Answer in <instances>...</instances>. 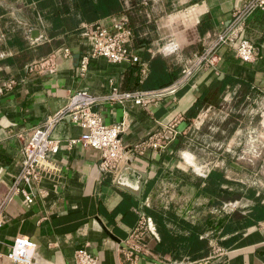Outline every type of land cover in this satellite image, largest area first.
Listing matches in <instances>:
<instances>
[{"label": "crops", "instance_id": "crops-1", "mask_svg": "<svg viewBox=\"0 0 264 264\" xmlns=\"http://www.w3.org/2000/svg\"><path fill=\"white\" fill-rule=\"evenodd\" d=\"M240 2L25 0L23 8L11 4L9 9L1 4L0 19L10 15L16 20L11 24L15 31L4 28L5 35L0 29V196L20 170L22 148L34 126L79 88L98 96L108 94L112 85L148 91L143 103L100 98L91 105L105 124L124 122L121 139L126 147L156 130L170 133V122L179 134L164 146L147 147L142 154L129 150L117 169L103 170L100 149L68 142L85 129L67 117L58 121L50 132L59 140L57 151L50 156L55 168L43 169L31 187L20 182L31 191V201L17 191L5 203L0 251H7L14 236L23 234L35 241L33 259L43 264H74V252L80 246L97 256V264H264V179L248 183L247 195L239 191L244 184L237 185L234 210L233 206L217 209L224 200L220 195L224 196L228 184H235L228 179H233L231 175L222 172L225 179L214 182L220 195L209 191L212 185L205 186L208 171L223 167L230 158L223 153L241 134L240 125L219 151L201 147V154L196 155L180 147L181 137L195 122L199 126L208 111L234 94L264 98L261 8L247 17L244 29L256 48L253 60L238 58L230 45L219 46L220 57L214 65L201 66L188 79L179 80L183 66L195 52L211 44ZM122 15L127 16L133 31L131 48L139 60L116 62L92 55V38L83 33L85 25L98 19L111 23ZM64 46L70 55L63 54ZM25 48L27 52L22 53ZM52 52L57 60L49 70L28 72L25 68L27 61ZM76 53L78 61L72 56ZM84 55L87 66L80 71ZM11 77L15 81L8 86ZM229 164L233 166L231 161ZM240 166H233L236 175L245 172V165ZM139 171L145 176L136 196L117 179L135 188ZM148 209L163 211L173 234L194 231L205 238L202 253L186 262L173 258L176 251L187 248L188 241L160 252L155 248L160 238L156 228V234L144 231L129 242L139 212L150 215ZM166 210L189 221L190 226L166 218ZM135 241L140 247L132 245Z\"/></svg>", "mask_w": 264, "mask_h": 264}, {"label": "built area", "instance_id": "built-area-1", "mask_svg": "<svg viewBox=\"0 0 264 264\" xmlns=\"http://www.w3.org/2000/svg\"><path fill=\"white\" fill-rule=\"evenodd\" d=\"M257 8L264 9V0H241L233 8L228 21L218 30L211 44L205 49L195 52L183 66L179 80L188 79L201 66L214 65L220 57L219 46L230 45L234 55L238 58L246 61L253 60L257 53L256 48L244 34V29L247 17ZM83 33L92 38V55H104L108 60L116 62L139 60L138 54L131 48L133 31L128 24L126 15L113 19L111 23H105L99 19L92 21L85 25ZM63 54L70 55L67 46L63 47ZM56 60L57 55L52 52L27 61L25 68L28 72H44L52 68ZM79 66L80 71L86 69V55L81 58ZM14 81V78L11 77L7 80L6 85L10 86ZM147 93L146 90H122L117 85H112L108 94L98 96L86 88H79L68 96L63 106L47 114L42 122L32 129L22 148L20 170L0 196V225L3 222V207L14 192L20 191L26 200H32L31 191L22 186L20 182H25L31 187V182L40 178L43 169L55 168L50 156L57 151L59 140L51 137L50 132L58 121L67 117L85 129L79 136L69 138L68 142L72 144L79 141L100 149L99 165L103 170L117 169L129 150L142 154L147 147L164 146L171 138L176 137L179 130L175 128V123L170 122V133L166 130H156L126 147L121 139L125 128L124 122L120 120L105 124L100 112L91 108V105L100 98L120 102L132 99L136 103H143L147 100ZM144 231L156 234L152 217L140 211L137 224L128 235L129 242L133 239L137 240ZM35 244V241L27 235H15L10 248L7 251H0V264H43L33 259ZM132 245L140 247L137 241L132 242ZM74 257V264H97L98 262L97 256L84 246L75 249Z\"/></svg>", "mask_w": 264, "mask_h": 264}, {"label": "rangeland", "instance_id": "rangeland-1", "mask_svg": "<svg viewBox=\"0 0 264 264\" xmlns=\"http://www.w3.org/2000/svg\"><path fill=\"white\" fill-rule=\"evenodd\" d=\"M23 2L25 0H0V6L6 4L9 9L11 4H14L23 8ZM23 12L26 15L29 14L28 11ZM20 15L22 14L20 13ZM15 20L16 18L10 15H5L3 19H0V29L5 35L4 28H7L6 31L8 32L15 31L11 26ZM2 37L0 34V50L3 49ZM1 65H3L2 59H0ZM238 125L242 128L241 134L233 138L231 148L226 149L223 153L229 155L230 158L225 160L223 167H216L224 174L227 172L231 175L233 179L228 178L229 181L235 182V184H228L229 187H226L224 195L234 192L237 185L241 186L240 183H243L244 186L239 191L247 195L248 183L253 185L257 179H264V98L234 94L214 111H208L202 123L197 126L195 122L180 139V147L196 155L201 154V147L208 152L219 151L221 146L226 147L225 143L232 137L233 131ZM203 135L208 136V138L203 139ZM229 161L245 165V172L236 175L234 165H230ZM234 200L224 199L217 204L218 211H224L230 206H233V210L236 209L237 204ZM229 211L231 210L229 209ZM180 253L181 255L173 254V258L178 261L182 259L184 262L193 259L182 251Z\"/></svg>", "mask_w": 264, "mask_h": 264}, {"label": "trees", "instance_id": "trees-1", "mask_svg": "<svg viewBox=\"0 0 264 264\" xmlns=\"http://www.w3.org/2000/svg\"><path fill=\"white\" fill-rule=\"evenodd\" d=\"M27 50L28 48H25L22 49L21 52L26 53ZM21 59H25V57ZM205 178L207 179L205 186L208 187L209 184L212 185L211 188H209V191H211L213 195H220L214 189V182L216 181V179L217 180L225 179L222 174V171L216 168H212L208 171ZM235 195H238L236 191L232 192L231 194H226L224 196L220 195V197L224 199H234L236 197ZM148 213L151 215L155 224V228L160 236L159 240L155 244V248L158 249L160 252L163 253L171 248L173 249L174 247L177 246L178 242L188 241L187 248L183 250H178L175 252V254L181 255L180 252L182 251L185 254H188L190 257H197L202 253L200 250L202 249L203 246L207 244V240L205 238L199 237V235L194 231H190L189 234H183V233L173 234L165 224L163 211L148 209ZM165 216L166 218L171 220L178 219L177 215L174 214L171 210H166ZM178 222L181 224V226L185 228L190 226L189 221L185 220L184 218H179Z\"/></svg>", "mask_w": 264, "mask_h": 264}, {"label": "water", "instance_id": "water-1", "mask_svg": "<svg viewBox=\"0 0 264 264\" xmlns=\"http://www.w3.org/2000/svg\"><path fill=\"white\" fill-rule=\"evenodd\" d=\"M72 56H73V58L75 57V58L77 59V61H78V59H79V54L76 53V54H74V55H72ZM232 164H233V165H236V166H238V167H241L240 164H237V163H235V162H232ZM139 174H140V178L138 179L137 186H136L135 188H129V187H127L126 185L120 183V182L118 181V179H117V182H118L122 187L126 188L127 190H130V191H131L133 194H135L136 196H139V195H140L141 184H142V178L145 176V173L142 172V171H139Z\"/></svg>", "mask_w": 264, "mask_h": 264}]
</instances>
